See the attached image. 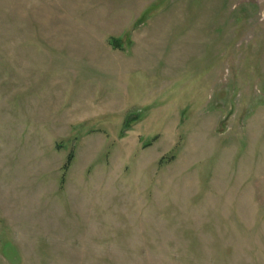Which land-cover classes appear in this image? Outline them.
<instances>
[{
	"label": "rangeland",
	"instance_id": "1",
	"mask_svg": "<svg viewBox=\"0 0 264 264\" xmlns=\"http://www.w3.org/2000/svg\"><path fill=\"white\" fill-rule=\"evenodd\" d=\"M0 264H264V0H0Z\"/></svg>",
	"mask_w": 264,
	"mask_h": 264
},
{
	"label": "trees",
	"instance_id": "2",
	"mask_svg": "<svg viewBox=\"0 0 264 264\" xmlns=\"http://www.w3.org/2000/svg\"><path fill=\"white\" fill-rule=\"evenodd\" d=\"M70 160H71V156H69V157H68V161H67V164H68V162H70Z\"/></svg>",
	"mask_w": 264,
	"mask_h": 264
}]
</instances>
